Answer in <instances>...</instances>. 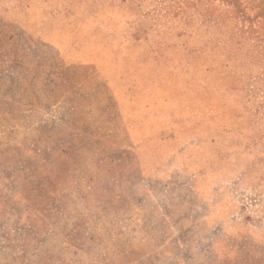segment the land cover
<instances>
[{"label": "rangeland", "instance_id": "rangeland-1", "mask_svg": "<svg viewBox=\"0 0 264 264\" xmlns=\"http://www.w3.org/2000/svg\"><path fill=\"white\" fill-rule=\"evenodd\" d=\"M0 264H264V0H0Z\"/></svg>", "mask_w": 264, "mask_h": 264}]
</instances>
